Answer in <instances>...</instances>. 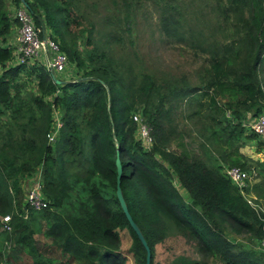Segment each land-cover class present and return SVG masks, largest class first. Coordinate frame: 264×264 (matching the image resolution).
Here are the masks:
<instances>
[{"label": "trees", "instance_id": "1", "mask_svg": "<svg viewBox=\"0 0 264 264\" xmlns=\"http://www.w3.org/2000/svg\"><path fill=\"white\" fill-rule=\"evenodd\" d=\"M153 1L161 22L180 25L185 21L181 10L172 11L171 0ZM112 3L119 7V0ZM221 4L214 6L226 23L220 32L231 41L211 61L203 87L212 106L228 110L238 120L222 128L228 131L225 140L229 142L233 134L248 129L250 121L246 122L244 112L264 95L260 77L264 0H221ZM74 5V0H10L14 10L27 8L41 34H49L75 67L76 77L56 83L53 76L57 77L39 62L13 63L14 45L8 38L17 20L8 0H0V216L12 215L8 240L37 254L34 234L40 228L33 226L45 220L46 236L57 248L54 255H60L57 264H78L83 258V264H122L116 249L119 231L127 229L136 264H145L146 250L116 197L118 152L120 186L128 211L150 248V264L169 225L194 238L200 251L222 264H260L250 251L238 252L222 228L229 222L238 232H254L260 240L264 237V213L252 208L225 174L231 166L245 169L240 156L230 153V166L222 171L220 165L213 167L184 147L179 153L165 152L175 137L174 104L193 94L195 86L150 73L133 76L132 68H124L107 47L97 46L98 23L82 24L70 9ZM110 23L111 18L106 24ZM74 30L79 42L71 37ZM29 84L35 92L26 99L22 88ZM54 108L60 112L62 126L49 141ZM135 113L151 127L154 143L150 150L136 138ZM260 114L264 108L256 107L251 119ZM261 141L259 146L264 144ZM160 155L166 163L157 158ZM37 172L48 203L39 211L26 208L23 185ZM6 244L10 248V242ZM49 248L52 254L54 247ZM2 254L6 257L5 251ZM171 264L208 263L181 256Z\"/></svg>", "mask_w": 264, "mask_h": 264}, {"label": "rangeland", "instance_id": "2", "mask_svg": "<svg viewBox=\"0 0 264 264\" xmlns=\"http://www.w3.org/2000/svg\"><path fill=\"white\" fill-rule=\"evenodd\" d=\"M71 11L81 18L82 24L88 21L98 23L95 39L98 47H107L110 55L120 60L124 68H132L133 76L141 73L154 74L174 82H188L196 89L193 94L174 104L171 118L174 121L175 137L167 153H179L182 147L186 148L195 157L222 171L230 166L228 155L231 153L240 156L244 163V171L249 172V184L246 193L255 196V203L264 206V144L259 146L261 139L243 129L237 136L233 134L226 142L228 131L222 130L226 124L237 123L228 110L219 111L210 103L206 88L203 87L208 77L210 63L223 51V45L229 44L231 39H223L220 26L223 30L226 23L215 5H222L221 0H171L175 10L184 14V22L180 25H169L161 22L160 11L153 0H119V7H115L112 0H74ZM8 7L14 16L16 9ZM80 11V12H79ZM111 18L112 24H106ZM89 27L90 24H87ZM9 44L14 43L18 34V22ZM72 33V38H77ZM120 36V39L116 37ZM70 37V36H69ZM80 39H76L79 42ZM93 48V45L92 47ZM41 62L40 59H37ZM262 88L264 89V66L260 73ZM35 92L32 84L22 88V96L26 99ZM204 94V95H203ZM219 103L225 101L216 98ZM249 111H245L246 122L250 121L256 107L264 108V95L258 96ZM53 125L59 121L60 112L52 111ZM234 119V120H233ZM166 125V123H165ZM248 135H253L247 138ZM239 136V137H238ZM262 142V141H261ZM162 161V156L157 157ZM165 162L166 161H162ZM24 181V194L28 192L34 180L39 179L38 172ZM176 187L179 184L175 181ZM182 192V191H181ZM184 195V194H183ZM25 197V196H24ZM187 202V197L184 195ZM188 203V202H187ZM4 215L0 216L3 217ZM33 226L40 229L35 232V244L39 250L37 254H29L14 241L8 240L12 236L2 228L0 223V264H57L60 255L55 257L52 240L46 236L47 225L45 220ZM228 239L235 242L238 252L250 251L253 256L264 264V250L260 239L254 232L237 231L234 225L225 222L222 225ZM264 238V237H263ZM7 247L6 243H9ZM132 238L127 229L119 231L117 254L124 260L122 264H136V258L131 253ZM5 247V250H4ZM13 247V250H12ZM49 247L52 254H49ZM2 251H5L6 257ZM191 260L205 261L208 264H222L221 261L208 256L199 250L198 243L189 235L173 225L168 226L164 239L155 246L153 264H171L178 257ZM83 264L86 259L78 260Z\"/></svg>", "mask_w": 264, "mask_h": 264}, {"label": "built area", "instance_id": "3", "mask_svg": "<svg viewBox=\"0 0 264 264\" xmlns=\"http://www.w3.org/2000/svg\"><path fill=\"white\" fill-rule=\"evenodd\" d=\"M14 18L17 20L19 28L18 34L13 43L14 45V64H31L40 62L46 70L51 71L53 74H66L67 70H74V77H76V69L73 65L69 64L66 54L61 51L57 42H55L49 34H41L40 28L35 25L32 15L25 6L16 9ZM136 124V138L141 143L145 150H150L154 143L151 127L146 120L139 113L132 116ZM62 126L61 119L53 125V131L48 134L49 141H53L55 135L58 133L59 128ZM248 129L264 140V114L254 117L247 124ZM226 176L230 179L232 184L238 188L240 193L246 198L249 205L256 211L264 213V206L256 204L255 197L246 193L249 184V172L244 171L239 166H231L225 169ZM27 209L43 210L47 207V201L42 194L41 183L39 179L33 181L30 189L25 194L24 199ZM27 209L24 208V218H27ZM12 215L6 214L1 217L0 222L2 228L11 231ZM261 247L264 250V238L260 241Z\"/></svg>", "mask_w": 264, "mask_h": 264}, {"label": "water", "instance_id": "4", "mask_svg": "<svg viewBox=\"0 0 264 264\" xmlns=\"http://www.w3.org/2000/svg\"><path fill=\"white\" fill-rule=\"evenodd\" d=\"M44 27V26H43ZM52 74V72H51ZM53 78L55 79L56 83H61L62 81H60L59 79L55 78L53 76ZM115 165H116V170H117V176H116V197L119 201V204L122 208L123 213L126 216V219L128 220L131 228L133 229V231L136 233L138 239L140 240L141 244L144 246L145 250H146V261L145 264H150L151 262V251L150 248L147 244V241L145 240L140 228L138 227V225L134 222L133 218L131 217L129 211H128V207L127 204L125 202L123 193H122V189L120 186V180H121V176H122V164L119 158V154L117 152V156L115 159Z\"/></svg>", "mask_w": 264, "mask_h": 264}, {"label": "crops", "instance_id": "5", "mask_svg": "<svg viewBox=\"0 0 264 264\" xmlns=\"http://www.w3.org/2000/svg\"><path fill=\"white\" fill-rule=\"evenodd\" d=\"M38 62V61H37ZM40 63V62H39ZM41 64V63H40ZM42 65V64H41ZM0 73H1V69H0ZM58 79H62V80H70L72 78H74V70L73 69H69L67 70L66 74H54ZM29 180H31V178H28ZM255 197L254 195H251Z\"/></svg>", "mask_w": 264, "mask_h": 264}]
</instances>
